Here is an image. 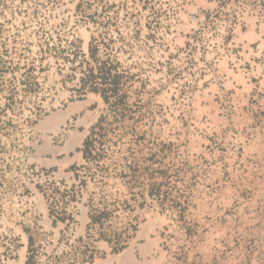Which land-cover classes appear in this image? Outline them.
<instances>
[{
  "label": "rangeland",
  "instance_id": "obj_1",
  "mask_svg": "<svg viewBox=\"0 0 264 264\" xmlns=\"http://www.w3.org/2000/svg\"><path fill=\"white\" fill-rule=\"evenodd\" d=\"M0 264H264V0H0Z\"/></svg>",
  "mask_w": 264,
  "mask_h": 264
},
{
  "label": "trees",
  "instance_id": "obj_2",
  "mask_svg": "<svg viewBox=\"0 0 264 264\" xmlns=\"http://www.w3.org/2000/svg\"><path fill=\"white\" fill-rule=\"evenodd\" d=\"M88 63L93 65L88 68V73L85 74L80 80L83 82V86L86 85L95 93H98L104 102H108L110 95H114L117 87L119 85L121 75L118 72H112V68L117 67L118 63L115 62L114 65L106 67V60H102L97 56L99 50V43L97 39L92 35L88 42ZM81 89L78 90L80 93ZM102 117L90 126L88 134L85 136L82 147L80 150L83 153V157L86 158L89 153H91L92 147H94V142L96 140L95 136L97 134L98 128H100V123L102 122ZM125 246L122 245L117 249H123Z\"/></svg>",
  "mask_w": 264,
  "mask_h": 264
},
{
  "label": "bare ground",
  "instance_id": "obj_3",
  "mask_svg": "<svg viewBox=\"0 0 264 264\" xmlns=\"http://www.w3.org/2000/svg\"><path fill=\"white\" fill-rule=\"evenodd\" d=\"M75 108H69L68 111L65 113H57V114H51L47 116L42 122V125L48 128L55 127V125L62 123L65 119V117L71 113ZM84 135L83 132H74L73 137L67 144L66 148L64 149H70L72 148L75 144H78L80 142L81 137ZM124 258H128L126 255H124Z\"/></svg>",
  "mask_w": 264,
  "mask_h": 264
},
{
  "label": "crops",
  "instance_id": "obj_4",
  "mask_svg": "<svg viewBox=\"0 0 264 264\" xmlns=\"http://www.w3.org/2000/svg\"><path fill=\"white\" fill-rule=\"evenodd\" d=\"M67 116H68V115H67ZM67 116H66V117H67ZM66 117H65V118H66ZM64 120H65V119H64ZM73 133H74V132H73ZM73 133H72V135H71L72 137H73ZM83 133H84V132H83ZM72 137H71V138H72ZM71 138H70V140H71ZM83 138H84V135L81 137L80 142H79L78 144H76V146H80V144H82V142H83V140H84ZM70 140H69V141H70ZM70 163H73V160L68 162V164H70Z\"/></svg>",
  "mask_w": 264,
  "mask_h": 264
}]
</instances>
